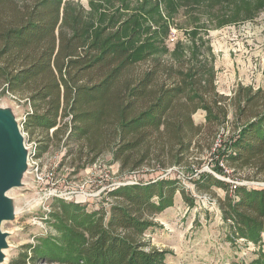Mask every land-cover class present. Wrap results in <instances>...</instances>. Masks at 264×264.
Returning a JSON list of instances; mask_svg holds the SVG:
<instances>
[{
  "label": "trees",
  "instance_id": "1",
  "mask_svg": "<svg viewBox=\"0 0 264 264\" xmlns=\"http://www.w3.org/2000/svg\"><path fill=\"white\" fill-rule=\"evenodd\" d=\"M62 6L63 0H0V85L29 103L25 130L44 133L36 158L54 140L58 145L64 140V146L75 143L80 154L85 151L79 169L109 152L121 172L151 161L166 170L187 162L202 131L193 114L204 111L210 126L226 122V98L198 65L163 62L154 57V43L133 49V36L123 40L121 30L110 26L89 37L82 13L67 19ZM248 92L236 95V111L246 119L220 155L234 172L238 167L264 173L263 93ZM198 180L203 189H225L223 217L234 238L264 233V191L241 186L231 193L229 184L212 174L202 173ZM180 187L179 180L168 178L114 187L107 193L108 208L91 212L57 200L49 214L55 233L21 246L8 264H165L167 252L151 246L145 235L177 191L193 205Z\"/></svg>",
  "mask_w": 264,
  "mask_h": 264
},
{
  "label": "rangeland",
  "instance_id": "2",
  "mask_svg": "<svg viewBox=\"0 0 264 264\" xmlns=\"http://www.w3.org/2000/svg\"><path fill=\"white\" fill-rule=\"evenodd\" d=\"M62 11L69 13L65 16L70 20L72 13L81 12L89 37L110 26L111 30H121L123 40L133 36V49L154 43L155 58L176 66L186 60L198 65L202 76L211 75L216 92L226 98L228 116L223 124L210 126L205 123L204 111L193 114L194 124L202 125V131L189 150L187 162L179 167L161 170L151 161L139 170L121 172L106 152L93 165L79 169L84 165L85 151L80 154L75 143L64 146V140L59 145L54 140L48 151L36 158L38 148L45 143L44 133L36 130L31 135L25 130L31 113L29 103L0 85V110L13 118L33 155L17 187L7 193L12 217L1 224L7 234L3 264L15 258L21 246L34 244L48 232L55 233L49 214L53 204H59L57 200L79 203L91 212L101 206L108 208L107 194L100 193L103 187L165 178L179 180L180 188L193 199L189 206L177 191L172 206L156 216V227L145 235L151 246L167 252L165 264H263L264 233L234 238L231 222L223 217L225 189L215 185L203 189L197 179L202 173L215 172L214 165L222 160L220 150L246 119L236 111L237 93L241 98L248 89L261 90L260 103H264V0H63ZM68 25L63 23L67 30ZM249 107L252 110L253 103ZM217 133L220 141L213 145ZM224 164L232 170L228 179L239 178L249 183L248 189L264 191L263 172L238 167L234 172L235 168ZM53 191L57 196H49Z\"/></svg>",
  "mask_w": 264,
  "mask_h": 264
},
{
  "label": "water",
  "instance_id": "3",
  "mask_svg": "<svg viewBox=\"0 0 264 264\" xmlns=\"http://www.w3.org/2000/svg\"><path fill=\"white\" fill-rule=\"evenodd\" d=\"M28 155L21 129L7 112L0 110V264L4 261L2 250L7 246V234L1 230V224L12 217L7 193L17 187L27 168Z\"/></svg>",
  "mask_w": 264,
  "mask_h": 264
},
{
  "label": "built area",
  "instance_id": "4",
  "mask_svg": "<svg viewBox=\"0 0 264 264\" xmlns=\"http://www.w3.org/2000/svg\"><path fill=\"white\" fill-rule=\"evenodd\" d=\"M217 142H216V144L215 145H217V143L220 141L219 139H217L216 140ZM28 149V148H27ZM28 159H27V165H29V160L30 159H32V157H33V155L30 153V152H28ZM215 165H217L222 171H223V173H222V175H219V174H217L216 172H212V171H208V172H210L213 176H215V177H217L218 179H221V180H223V181H226L228 184H229V191L232 193V192H234L237 188H239V187H241V186H248L249 185V183L248 182H246V181H242V180H240L239 178H235L234 179V177L233 178H231V179H228V177H231L233 174H231L232 173V170L229 168V167H227L225 164H224V162L221 160V161H218L217 162V164H215ZM214 165V166H215ZM206 169H208L207 167H206ZM226 177H227V179H226ZM85 184V186L87 185L86 183H84ZM126 184H129V183H126ZM126 184H122V185H126ZM97 185H99L98 183H95L94 184V186H97ZM122 185H118L117 187H119V186H122ZM82 187H84V186H82ZM114 187H116L115 185H113V186H111V188H110V186L108 187V186H106V187H103V189H102V192H100V193H103L102 195L105 197L106 196V194L109 192L108 190H111V189H113ZM110 188V189H109ZM108 191V192H107ZM54 192L55 191H53L52 193H50V195L49 196H57L56 194H54ZM105 193V194H104ZM89 197H91V196H93V194L92 195H88ZM99 196H101V195H99ZM107 199V198H106Z\"/></svg>",
  "mask_w": 264,
  "mask_h": 264
},
{
  "label": "bare ground",
  "instance_id": "5",
  "mask_svg": "<svg viewBox=\"0 0 264 264\" xmlns=\"http://www.w3.org/2000/svg\"><path fill=\"white\" fill-rule=\"evenodd\" d=\"M2 253H3V250H2ZM3 255H4V253H3Z\"/></svg>",
  "mask_w": 264,
  "mask_h": 264
}]
</instances>
